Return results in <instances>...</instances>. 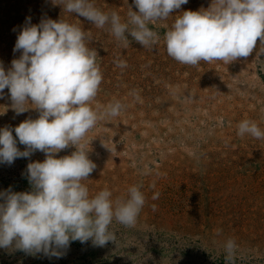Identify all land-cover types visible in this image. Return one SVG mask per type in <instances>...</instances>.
<instances>
[{"label": "rangeland", "instance_id": "obj_1", "mask_svg": "<svg viewBox=\"0 0 264 264\" xmlns=\"http://www.w3.org/2000/svg\"><path fill=\"white\" fill-rule=\"evenodd\" d=\"M121 22L138 12L133 0H89ZM67 0H0V62L5 70L26 17L60 19L81 28L98 53L102 81L90 107L101 115L80 141L96 165L81 181L89 197L105 189L115 208L137 186L145 197L136 222L113 218L114 240L96 246L70 242L60 258L0 248V264H226L225 245L234 241V264H264V137L238 135L254 122L264 132V45L258 39L247 58L187 65L170 57L164 33L184 10L207 9L212 0H188L166 20L150 23L159 39L143 47L128 33L119 40L110 24L98 27L68 12ZM131 27V25H129ZM117 61L126 62L118 67ZM119 102L118 115H103ZM7 88L0 99V128L38 118L29 108L17 115ZM25 107H33L26 104ZM17 147L23 151L25 146ZM76 150L69 145L57 158ZM36 151L11 166L0 164V191L30 190L26 168L43 161ZM156 197V198H154Z\"/></svg>", "mask_w": 264, "mask_h": 264}, {"label": "clouds", "instance_id": "obj_2", "mask_svg": "<svg viewBox=\"0 0 264 264\" xmlns=\"http://www.w3.org/2000/svg\"><path fill=\"white\" fill-rule=\"evenodd\" d=\"M133 2L138 12L129 6L127 23L115 12H101L89 0H67L65 8L98 27L110 24L119 40L130 42L125 35L128 33L143 47H151L159 35L149 24L166 20L188 0ZM181 13L164 33V40L167 54L182 64L247 58L258 39L264 45V0H212L207 9ZM85 38L81 28L61 19L42 18L32 24L31 17H26L13 48L19 57L7 70L0 62V99L7 88L17 115L29 108L39 113L38 118H28L14 128H0V164L11 166L16 159L30 158L36 151L45 155L42 162L27 164L30 190L15 192L9 187L0 191L2 249L60 258L72 241L91 240L96 246H104L114 240L109 230L113 218L132 226L145 203L139 188L132 186L129 198L114 208L109 190L90 198L88 188L81 183L96 165L88 151L79 146L80 141L101 118L90 107L102 81L96 63L98 53L86 46ZM117 66L126 67V62L117 61ZM121 108L119 102L109 104L103 115L116 116ZM13 132L25 146L23 151L17 147ZM245 134L264 137L249 120L239 124L238 135ZM69 145L76 150L57 158L56 154ZM235 248L234 241L228 240L226 264H234Z\"/></svg>", "mask_w": 264, "mask_h": 264}]
</instances>
